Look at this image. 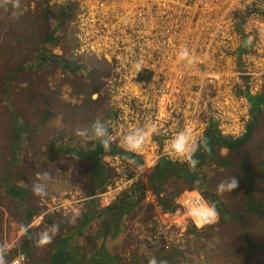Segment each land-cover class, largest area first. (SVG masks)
<instances>
[{
  "label": "rangeland",
  "instance_id": "374dc122",
  "mask_svg": "<svg viewBox=\"0 0 264 264\" xmlns=\"http://www.w3.org/2000/svg\"><path fill=\"white\" fill-rule=\"evenodd\" d=\"M238 1L246 3V6L259 3L258 0ZM17 2L19 7L15 6ZM203 2L204 0H178L175 4V12L186 15L189 13L188 16L194 20L204 9ZM192 3L196 4V8ZM209 3L213 13L219 14L225 9L223 0H209ZM94 5L88 4L90 7L88 11L93 10ZM233 5L235 7L236 4ZM43 7L52 9L60 6L53 0H0V82L11 84L5 89V96L2 89L4 85L0 84V94H2V97L0 95V214L4 217L3 223L2 218L0 219V244L7 245V252L11 251L12 255L15 250L22 252L25 255V264H51L48 257L55 247V238L68 236L67 248L70 251L66 249L64 253L65 255L69 253L70 260L66 264H102L97 253L92 254L93 247H98L99 240L93 245L83 242L90 231L83 228V237H85L81 236L82 239L71 237L74 220L79 218L85 208L76 215L42 216L43 219H40L37 226L33 224V217L40 213L37 207L40 199H47L61 190H74L83 195V191L79 188L87 184L91 171L90 166L83 159L72 161L64 158L65 161L61 163H51L47 159L46 151L50 147V154L55 161L56 151L51 148L54 140L61 146L66 144L69 147H75L77 144L79 147L86 148L96 140L78 137L75 135L76 130L90 128L96 119L109 126L114 116L120 112L127 114L128 124L130 123L129 131L133 127L143 126V120L133 118L129 111L127 112L134 106L143 108V104H138L136 98H131L134 94L128 93L130 73L125 78L116 76L113 65L108 66L107 60L87 48L82 35L74 29L73 13L70 20H64L61 35L56 34L60 37L59 45L54 47L46 45L44 49L46 52L60 56L69 64L70 69L76 67V70L73 72L64 70L53 63L54 65H49L45 72L37 70L33 72L31 69L23 74L16 72L13 80L9 81L10 71L15 69L14 63L31 65V58L37 53L39 34L47 32V24L39 16ZM63 8L67 10L66 6ZM229 16L230 21L226 23H234L231 13ZM50 26L51 23H48V27ZM231 27L227 28L230 29L227 32L230 36L225 39L226 42L221 38L218 39L221 63L216 69L222 72L219 83L200 88H188L192 92L195 89L200 91V96L195 101L198 108L194 116H189L186 122L181 119L177 124L179 127H186L196 138L200 136L206 121L211 119V116H216L212 111L220 107L221 93L226 96L225 101L222 100L226 114L220 120L221 129L230 133L231 136H236L242 131L247 121H245L243 105H237L240 96L236 94L244 87L254 94L264 91V17L255 13L245 17L241 27L243 38L238 36ZM61 45L64 46L60 49ZM240 46H243L241 51ZM239 51L240 55L237 56ZM19 60L21 62H18ZM166 82L169 87L174 85L171 78H167ZM185 101L192 100L185 97ZM253 102L257 103L256 98ZM47 112L49 117L45 118ZM15 117L25 122L22 125L24 140L32 141L29 143V150H26L24 146L20 152H17L15 163L25 169L36 168L42 179L37 181L36 178L30 179L29 175L26 176L24 184L29 188L27 196L24 202L21 201V205L17 204V208L12 212L11 201L13 200L8 194H4L1 182L8 180L4 168L11 162L10 142L12 121ZM21 120H18V123ZM254 120L255 125L249 142L229 158L238 164L247 163L252 171V181L256 186L255 195L264 204V115L257 113L254 115ZM68 125H72L71 132L70 128H67ZM33 130L36 131V135L31 132ZM67 137L71 140L66 139ZM220 155L225 156L227 153L221 150ZM102 160L112 171L110 168L111 163H114L112 156L104 155ZM210 170V188L223 201L228 211L238 217L237 223L218 227L215 222L203 226L200 230H193L189 223L183 221L176 228L175 235L178 237V242H174L171 235L161 236L158 233L157 225L166 224L167 221L162 212L153 206L151 211H148V208L141 209L134 217L125 219L121 226L122 232L117 238L113 242H105L106 252L110 256H117V252L120 251L117 247H125L124 253L120 256L122 264H148L152 257L167 260L168 264H264L262 252L250 258L244 252L242 238L245 233L251 241L264 247V220L240 210L244 205L246 172L239 168L221 169L213 165H210ZM44 172L48 173V176H43ZM232 175L239 181L238 188L232 193L218 194L217 184ZM142 177L143 175L140 181ZM112 179L113 177L110 181ZM34 182L45 185V196L38 197L33 194L31 185ZM187 193H197L206 204L199 192L184 189L172 199V210L181 204ZM143 202L150 204L152 201L144 198ZM20 207L24 215L27 211L34 210L28 224L25 217L16 218L17 209ZM47 217L51 224H42V220H47ZM235 217L232 219L236 221ZM21 225L31 229L29 236L17 234L18 230L21 231ZM53 225H57L59 231L54 235L52 243L39 246L38 234ZM165 240L172 242H165ZM165 243H168L167 247H163Z\"/></svg>",
  "mask_w": 264,
  "mask_h": 264
},
{
  "label": "built area",
  "instance_id": "2783aa9c",
  "mask_svg": "<svg viewBox=\"0 0 264 264\" xmlns=\"http://www.w3.org/2000/svg\"><path fill=\"white\" fill-rule=\"evenodd\" d=\"M177 1L53 0L60 7L66 6L71 9L75 17L74 29L82 35L90 51L101 55L109 62L108 66L110 64L114 66L116 76L125 78L130 73L128 93L134 94L131 98H136L138 104H143V108L134 106L127 112L129 111L133 118L143 120V125L155 124L157 132L148 139L140 154L127 153L138 161V168L134 169L125 158L112 156L114 163H111L110 168L113 179L103 192L87 197L74 190H61L47 199H40L37 205L40 213L33 217L35 226L44 215L64 216L80 213L82 208H86L90 198L94 200L97 207H108L116 197L128 191L134 184H144L160 158L181 163L171 158L165 149L166 141L176 132L187 130L186 127L178 126L179 120L183 119L186 122L188 117L194 116L197 111L198 105L195 101L198 100L200 91L195 89L192 92L188 88H200L219 83L222 72L216 69L221 63L218 39L221 38L226 42L225 39L230 36L227 34L230 29L227 28L232 25L231 29L235 30L236 16L240 18L243 16V22L244 18L252 13L264 17L261 14L264 12V0H258V4L251 3L248 6L238 0H223L225 9L219 14L213 13L209 0H204V9L194 20L188 16L189 13L186 15L175 12ZM88 4H95L92 7L93 10L88 11L90 9ZM233 4H236L235 7ZM192 5L196 8V4L192 3ZM250 10L254 12L244 16ZM230 13L234 23L227 24L226 22L230 21ZM236 34L241 37L242 29L241 34L238 32ZM184 48H188L191 52V64L179 58V53ZM136 61H141L143 64L139 73L133 68ZM167 78H171L174 85L169 87ZM245 92L251 96L257 93H250L246 88L245 91L241 89L236 94L240 96L237 105H243L246 121L249 105L244 97ZM185 97L192 101L186 102ZM225 97L223 93L219 95L221 105L212 111L216 116H211V120L217 123V129L221 135L237 137L242 134L243 128L236 136H231L230 133L221 129L220 120L226 114L222 106V100L225 101ZM130 110L134 111L130 112ZM117 114L111 125L107 127L112 136L111 145L124 151L121 141L123 135L129 131L130 123L128 124L125 112ZM208 121L197 138L202 136ZM142 192L144 198L148 199L147 189ZM203 204L197 193L185 194L181 204L176 208L162 212L167 223L157 225L158 233L161 236L171 235L174 242H178V237L175 235L176 228L183 221L196 228L203 227L197 225L191 215L197 205ZM165 242L172 241L165 240ZM167 246L168 243L163 245V247ZM7 261L8 264H25L26 259L22 252L15 250Z\"/></svg>",
  "mask_w": 264,
  "mask_h": 264
},
{
  "label": "trees",
  "instance_id": "16d2710c",
  "mask_svg": "<svg viewBox=\"0 0 264 264\" xmlns=\"http://www.w3.org/2000/svg\"><path fill=\"white\" fill-rule=\"evenodd\" d=\"M66 8L67 10L63 7L52 9L43 7L39 16L47 24V32L45 34H39L35 60L32 61L30 66H26L23 63H14L15 69L10 71L11 74L8 79L9 81L13 80L16 72L23 74L28 72V70L30 71V69L33 70V72L36 70L39 72H45L49 65L54 64L59 65L64 68V70H70L71 72L76 70V67L70 69L69 64H67V62L60 56L52 54L51 52H46L44 49L46 45H50L52 47L59 45L60 37L56 36V34L58 33L61 35L65 24L64 20H70L71 14L73 13L68 7ZM14 9L17 8L14 7ZM251 12H254V10L248 11V13L244 16ZM261 14L264 15V12ZM242 17H235L237 19L235 30L239 34H241V25L243 23ZM48 23H51L50 27H48ZM20 35H22L21 32ZM241 37H243V35H241ZM63 46L64 45H61L60 49ZM242 47L243 46H240V51ZM240 51L237 56L240 55ZM18 62L21 61L19 60ZM0 84L4 85L2 86V89H4L3 96H5L6 86L11 84H3L1 82ZM246 88L247 87H244L243 90L245 91ZM0 95L2 97V94ZM244 97L248 102L249 109L248 119L244 124L242 134L237 137L221 135L217 129V123L209 119L201 137L208 138L211 152H197L195 158L198 159L200 163L194 172L189 170L187 163L172 162L164 158L158 159L144 184H134L127 193L118 196L108 207L99 209L94 203V200L90 198L85 211L79 215V218L74 220L71 237L81 238L82 236V238H84L85 236L83 237L84 233L82 229H87L90 233H86V235L88 234V237L84 238V243L93 245L95 241L99 240V245L98 247H93L92 254L97 253L96 255L98 256V259L102 261V264H108L111 260L117 261V256H110V254L106 252L104 244L106 241L113 242L120 232H122L121 226L123 221L127 218L130 219L134 217L141 209L143 210L148 208L147 210L151 211L153 206L158 208L160 212L171 211L173 207L172 199L179 191L184 189L195 190L200 193V196L206 203H214L216 205L219 214L216 221V225L218 227L237 223L238 217H235L228 211V208L223 201L216 195L215 191L210 188V165L221 169L239 168L246 172L247 182L244 189V205L240 210L245 214L264 220V204L258 200L256 197L257 195H255L256 186L252 181L251 169L247 166V163L238 164L232 162L229 158L245 147V145L249 142L255 125L254 115L257 113L259 115H264V91L252 96L249 95L248 92H245ZM254 98H256L257 102L255 104L253 102ZM254 109H256V111H254ZM44 117H49L48 112ZM17 120L21 119H17V117H15L14 121H12V139L10 142L11 162L4 168V173L8 180L6 181L5 187H3L5 192L13 199H19L24 196L26 197L29 190V188H27L24 184L26 183V176L29 175L31 179L36 178L37 175L36 168H31V170L25 169L15 163L17 152H20L24 146L26 147V150H29V143L32 142L29 139L28 142L24 140L21 133L22 127ZM68 127L71 132L73 130V128H71L72 125H68L67 128ZM31 132L34 133V135L37 134L35 130ZM66 139L71 140L70 137H67ZM51 145H53L51 148L56 151L55 161H53L52 154H50V147L46 151V156L48 157L47 159L51 163H61L62 161H65V159H71L72 161L83 159L85 160V163L90 166L91 171L89 172L87 178V184H85L83 188H79L83 191V195L87 197H92L101 193L112 177V171L105 165L106 163L102 160V157L104 155H109L118 156L120 159H124L125 156H128L127 153L118 149L114 145H111L109 151H105L100 142L97 140L93 141L86 148L79 147L77 144L75 147H69L66 144L61 146V144L59 145L55 140ZM221 150H224L227 155L221 156ZM144 189H147L152 197V202L150 204H144L143 202L144 195L142 191ZM33 213L34 210L26 212L25 220L27 224L29 223ZM233 217L236 218V221L232 219ZM41 223L51 224L48 217L47 220H42ZM30 230L31 229L27 228V231H24L23 236H29ZM243 236L242 241L245 249L244 252L249 258L254 257V255L258 252H262L264 255V247H260L257 243L251 241L247 233ZM67 242L68 236H58L55 238V249L49 257L51 264H66L69 262V253L66 255L64 253V250L66 249L70 251V249L67 248Z\"/></svg>",
  "mask_w": 264,
  "mask_h": 264
},
{
  "label": "clouds",
  "instance_id": "9594fccd",
  "mask_svg": "<svg viewBox=\"0 0 264 264\" xmlns=\"http://www.w3.org/2000/svg\"><path fill=\"white\" fill-rule=\"evenodd\" d=\"M19 7V3L15 5ZM179 58L182 61H186L188 64L192 63V55L188 48H184L179 53ZM135 72L139 73L143 64L141 61H136L133 65ZM157 132V127L153 123H145L143 126L135 127L128 131L122 137V147L125 153L138 155L140 154L148 139ZM75 135L85 138L87 140H97L102 145L105 151H109L111 147L112 136L108 130V127L104 122L96 119L90 126V128L77 129ZM166 152L168 155L177 159L182 163H187L190 171L197 169L200 161L196 159L198 151L204 153L211 152L210 143L207 137L196 138L188 130H180L176 132L168 141H166ZM129 164L133 168H138V161L132 158V156H125ZM43 176H48V173L44 172ZM42 176L37 173L36 180L40 181ZM239 186L238 179L232 175L227 179L221 180L217 186L216 191L218 194L232 193ZM31 190L35 196L43 197L46 195L45 185L39 182H34L31 185ZM192 218L199 226H207L215 223L218 219V211L214 203H206L203 205H197L196 210L191 212ZM21 231H27V226L21 225ZM59 231L57 225L51 226L38 234L37 244L39 246H46L52 243L54 235ZM7 245L0 244V264H8L6 259ZM148 264H168L167 260H158L156 257H152Z\"/></svg>",
  "mask_w": 264,
  "mask_h": 264
},
{
  "label": "crops",
  "instance_id": "0c3cea01",
  "mask_svg": "<svg viewBox=\"0 0 264 264\" xmlns=\"http://www.w3.org/2000/svg\"><path fill=\"white\" fill-rule=\"evenodd\" d=\"M31 60L32 61H34L35 60V55H33V57L31 58ZM30 60V61H31ZM30 64H32V63H30ZM29 64V65H30ZM18 121V120H17ZM17 123V122H16ZM25 122H23L22 120H21V122H19V124H20V126L22 127V125L24 124ZM21 133L23 134V130H21ZM5 184H6V181L5 182H1V187H5ZM3 192H4V194L6 193L5 192V190H4V188H3ZM6 194H8V193H6ZM8 196H10L9 194H8ZM11 197V196H10ZM12 198V197H11ZM25 199V196L24 197H21V198H19V199H13L12 198V200L13 201H11V203H12V206H11V211L12 212H14L15 211V209L17 208V204L18 205H21L22 203H21V201H23ZM24 202V201H23ZM16 214H17V219H23L22 217L24 216L25 217V215H24V212H21V207L20 208H18L17 209V212H16ZM2 218V219H1ZM0 219H1V221H2V223L4 222V217L0 214ZM7 220L9 221V218H7ZM17 228V227H16ZM23 233L24 232H22V231H19L18 230V232H17V234H19V235H21L22 234V236H23ZM9 238V237H8ZM54 249H55V247L53 248V251H54ZM52 251V252H53ZM52 254V253H51ZM103 254V253H102ZM12 256V254H11V251H8L7 252V255H6V259L8 260L10 257ZM48 259H49V257H48Z\"/></svg>",
  "mask_w": 264,
  "mask_h": 264
},
{
  "label": "flooded vegetation",
  "instance_id": "af4514ba",
  "mask_svg": "<svg viewBox=\"0 0 264 264\" xmlns=\"http://www.w3.org/2000/svg\"><path fill=\"white\" fill-rule=\"evenodd\" d=\"M53 66V65H52ZM7 87H9V86H6V88ZM4 90V89H3ZM149 193V192H148ZM148 199H152V197L150 196V193H149V198ZM203 199V198H202ZM206 203V202H205ZM46 215H44L43 217H45ZM43 219V218H42ZM200 228H203V227H200ZM200 228H196L195 226H193V225H191V229H193V230H195V229H199L200 230ZM118 249H120V251H118L117 253H118V255H117V258H118V260L117 261H109V263L108 264H122V258L120 257L121 256V254H123L124 253V251H125V247H123V248H120V247H117Z\"/></svg>",
  "mask_w": 264,
  "mask_h": 264
},
{
  "label": "bare ground",
  "instance_id": "6f19581e",
  "mask_svg": "<svg viewBox=\"0 0 264 264\" xmlns=\"http://www.w3.org/2000/svg\"><path fill=\"white\" fill-rule=\"evenodd\" d=\"M116 198H117V197H116ZM116 198H115V199H116ZM114 201H115V200H114ZM114 201H113V202H114ZM113 202H112V203H113ZM112 203H111V204H112ZM111 204H110V205H111Z\"/></svg>",
  "mask_w": 264,
  "mask_h": 264
},
{
  "label": "water",
  "instance_id": "95a60500",
  "mask_svg": "<svg viewBox=\"0 0 264 264\" xmlns=\"http://www.w3.org/2000/svg\"><path fill=\"white\" fill-rule=\"evenodd\" d=\"M24 217V216H23ZM25 223V222H24Z\"/></svg>",
  "mask_w": 264,
  "mask_h": 264
}]
</instances>
